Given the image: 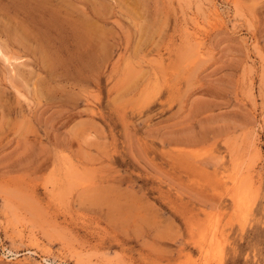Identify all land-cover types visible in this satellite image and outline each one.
Returning a JSON list of instances; mask_svg holds the SVG:
<instances>
[{
  "label": "rangeland",
  "instance_id": "1",
  "mask_svg": "<svg viewBox=\"0 0 264 264\" xmlns=\"http://www.w3.org/2000/svg\"><path fill=\"white\" fill-rule=\"evenodd\" d=\"M0 264H264V0H0Z\"/></svg>",
  "mask_w": 264,
  "mask_h": 264
}]
</instances>
